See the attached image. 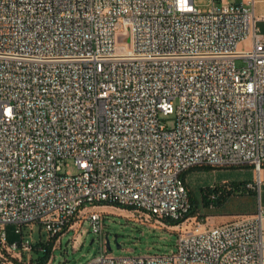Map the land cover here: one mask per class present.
Segmentation results:
<instances>
[{
  "label": "built area",
  "instance_id": "built-area-1",
  "mask_svg": "<svg viewBox=\"0 0 264 264\" xmlns=\"http://www.w3.org/2000/svg\"><path fill=\"white\" fill-rule=\"evenodd\" d=\"M207 4L0 0V264L34 249L24 225L49 240L85 212L100 233L98 205L176 228L177 249L103 251L86 264H264L260 201L219 224L187 216L189 170L252 166L257 187L264 168L255 1ZM170 114L172 127L161 122ZM67 160L77 172L63 171Z\"/></svg>",
  "mask_w": 264,
  "mask_h": 264
},
{
  "label": "rangeland",
  "instance_id": "rangeland-1",
  "mask_svg": "<svg viewBox=\"0 0 264 264\" xmlns=\"http://www.w3.org/2000/svg\"><path fill=\"white\" fill-rule=\"evenodd\" d=\"M207 3L208 0H196V4L203 11L208 9ZM243 64L242 60H237L238 66ZM161 122L172 127L175 123V115H161ZM67 162L68 165L63 166V171L77 172L75 163L72 160H67ZM250 168L249 166L197 167L185 173L189 190L198 202L196 216L199 221L207 219L209 224H219L231 220L238 214L254 212L256 199L248 193L233 194L220 207L206 206L202 201L203 187L212 184H228L232 180L255 179L252 182L254 184L257 175ZM94 209L99 211L103 217L101 232L92 231L87 213H81L72 228L58 238L49 239L51 250L47 264H86L103 251L118 256L172 253L177 249L178 233L176 228L164 226L154 219L146 217L144 213L128 208L98 205ZM7 229L10 240L21 238V234L14 233V226L9 225ZM22 233L23 236L32 239L34 243L39 240L48 241V233L39 223L24 225ZM108 242L110 249L107 247ZM43 254L45 252L40 247L31 249L25 253L23 262H28L31 257Z\"/></svg>",
  "mask_w": 264,
  "mask_h": 264
},
{
  "label": "trees",
  "instance_id": "trees-1",
  "mask_svg": "<svg viewBox=\"0 0 264 264\" xmlns=\"http://www.w3.org/2000/svg\"><path fill=\"white\" fill-rule=\"evenodd\" d=\"M185 177V175H184ZM250 182L248 180H232L230 183L226 184H212L202 189V201L206 206H217L220 207L233 195V194H241L248 193L252 194L256 190V186L250 187L248 186ZM190 198H191V209L187 216H196L198 211V202L193 195V193L189 190ZM118 206V205H116ZM121 208H126L123 206H118ZM131 209V208H128ZM171 223L172 225L175 224ZM44 246V247H43ZM40 247L43 249L45 254L40 255L38 257H31L28 262H20V264H47L50 259V250L51 243L44 240H39L37 243H34V249Z\"/></svg>",
  "mask_w": 264,
  "mask_h": 264
},
{
  "label": "crops",
  "instance_id": "crops-1",
  "mask_svg": "<svg viewBox=\"0 0 264 264\" xmlns=\"http://www.w3.org/2000/svg\"><path fill=\"white\" fill-rule=\"evenodd\" d=\"M230 2H241L246 0H227ZM254 14L257 18V26L260 30V32L264 33V0H254ZM251 170H254L252 166ZM261 182L259 185H257L256 190L254 193L250 194L255 197L256 199V208L258 206V203H260L264 206V168L261 171ZM255 179H249V182H253ZM256 210V209H255ZM254 210V211H255Z\"/></svg>",
  "mask_w": 264,
  "mask_h": 264
},
{
  "label": "water",
  "instance_id": "water-1",
  "mask_svg": "<svg viewBox=\"0 0 264 264\" xmlns=\"http://www.w3.org/2000/svg\"><path fill=\"white\" fill-rule=\"evenodd\" d=\"M120 245L118 244V247H119ZM107 247L110 249L111 247H110V244H109V242H108V244H107Z\"/></svg>",
  "mask_w": 264,
  "mask_h": 264
}]
</instances>
